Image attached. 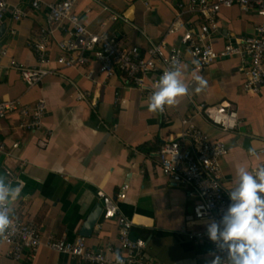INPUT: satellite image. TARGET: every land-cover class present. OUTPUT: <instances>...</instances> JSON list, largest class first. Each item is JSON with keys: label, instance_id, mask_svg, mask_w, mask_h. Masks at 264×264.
Masks as SVG:
<instances>
[{"label": "crops", "instance_id": "obj_1", "mask_svg": "<svg viewBox=\"0 0 264 264\" xmlns=\"http://www.w3.org/2000/svg\"><path fill=\"white\" fill-rule=\"evenodd\" d=\"M22 5L23 0H7ZM189 0H104L103 3L126 20L109 25L111 35L124 47L137 46L143 52L150 42L166 41L169 47L180 45V36H167L178 14V6ZM89 10V13L86 11ZM88 29L99 32L109 14L95 0H80L75 9ZM46 11L33 14L14 24L11 13L0 29V48L28 66L38 63L30 43L46 24ZM186 21L196 20L192 14ZM259 19L238 8L224 9L220 14L218 32L212 38L215 49L227 44L228 36L248 37L254 33ZM17 30L16 35L10 29ZM61 53L52 47L56 60ZM0 71V103L19 100L34 106L45 99L48 111L43 128L27 132L19 127V117L0 120V177L6 184L21 188L20 197L10 203L11 209L25 222L36 224L45 238L56 236L74 241L97 205L103 207L100 192L116 197L123 186H129L127 198L119 203L120 213L133 222L132 238L147 244L146 264H210L214 252L209 245L192 242L188 224L196 200L187 188L173 184L163 173L158 152L168 138L183 131L182 119L193 123L213 139L226 143L229 154L223 161L222 185L228 194L236 184V169L253 171L262 162L258 151L264 144V92L246 93L244 65L239 58L220 60L203 69H196L186 54L183 82L188 94L178 97L169 106L168 116L151 112L143 94L126 87L119 76L105 80L88 78L96 65L77 69L48 66L54 71L40 86L28 88L20 74L6 68ZM207 81L196 92L193 74ZM78 91L91 93L97 107L78 102ZM227 103L235 106L241 125L235 132L225 133L205 116L195 115L197 106ZM46 143L45 147L40 144ZM14 144H19L13 149ZM143 150H140L142 149ZM254 148L256 154L249 150ZM11 170L20 180L10 179ZM87 245L102 249L118 244V225L105 221L103 215ZM8 248L0 246V264H81L42 247L34 260L13 261Z\"/></svg>", "mask_w": 264, "mask_h": 264}, {"label": "built area", "instance_id": "obj_2", "mask_svg": "<svg viewBox=\"0 0 264 264\" xmlns=\"http://www.w3.org/2000/svg\"><path fill=\"white\" fill-rule=\"evenodd\" d=\"M109 14L107 22L101 25L99 32L88 29L80 15L75 11L80 0H23L22 5H11L0 0V26L11 13L12 22L17 24L33 14L46 11V24L30 43L38 63L28 66L10 56L7 48H0V71L5 68L17 71L28 88L40 86L54 71L48 66L56 63L60 68L77 69L96 65V72L90 71L88 78L95 82L96 76L109 80L119 76L126 87L139 90L145 103L149 104L155 85L166 70L178 66L183 70L186 54L192 65L203 70L220 60L239 58L244 65L246 93L264 92V0H189L178 6V14L168 30L167 36H180V45L169 47L166 41L150 42L143 52L139 47H124L110 33L109 25L126 18L113 12L104 0H95ZM238 8L244 14H254L259 19L254 33L248 37L228 36L227 44L217 50L212 44L213 36L218 32L220 14L224 9ZM90 11L87 10L86 13ZM192 14L196 20L186 21L185 15ZM17 30L10 29L11 35ZM52 47L61 55L53 60ZM78 102H90L96 108L97 102L91 93L78 91ZM169 106H165L162 116L167 117ZM48 111L45 99L36 105L24 106L19 100L0 103V120L12 115L19 117L20 129L36 132L43 128ZM195 115L205 116L211 124L225 133L235 132L241 125L235 106L227 103L219 105L202 104L196 107ZM183 131L176 138H168L158 152V160L164 175L175 185L187 188L190 196L196 200L188 224L197 227L191 231L192 242L209 245L221 259L227 252H220L207 235V225L211 221H220L232 203L222 185L223 161L229 154L222 140L213 139L198 128L192 118L181 121ZM42 147L46 143L40 144ZM19 144H14L17 149ZM6 151V146H0ZM264 165V144L258 151ZM7 176L20 182L11 170ZM129 186H123L116 197L104 192L99 193L103 201V219L114 220L118 225V244H107L102 249L87 245V240L78 237L74 241L50 236L45 238L40 228L25 222L14 213L9 205V215L14 225L6 240H0V246L8 248L7 257L13 261L34 260L42 247L63 256L78 260L81 264H116L115 254L119 253L124 264H146L147 244L142 239H133V222L120 213L119 203L127 198Z\"/></svg>", "mask_w": 264, "mask_h": 264}, {"label": "clouds", "instance_id": "obj_3", "mask_svg": "<svg viewBox=\"0 0 264 264\" xmlns=\"http://www.w3.org/2000/svg\"><path fill=\"white\" fill-rule=\"evenodd\" d=\"M169 68L160 77L149 97L148 109L151 112H163L165 106H173L177 98L188 94L189 88L183 82V70L178 66ZM197 82L196 92L201 91L207 81L193 74ZM255 155V149L249 150ZM236 186L228 192L232 202L220 221H211L207 225V235L216 244L220 252L227 257L212 253L210 264H264V165L253 171L241 166L236 169ZM21 188L6 184L0 177V240H6L13 227L9 215L10 203L20 197ZM116 264H124L119 253L115 254Z\"/></svg>", "mask_w": 264, "mask_h": 264}, {"label": "water", "instance_id": "obj_4", "mask_svg": "<svg viewBox=\"0 0 264 264\" xmlns=\"http://www.w3.org/2000/svg\"><path fill=\"white\" fill-rule=\"evenodd\" d=\"M6 31V27L3 26L0 29V36H2ZM104 208L101 207L100 205H97L94 211L90 214L86 222L84 223L82 230L80 232V236L87 239L91 238L94 234V231L96 227L99 224V221L103 215Z\"/></svg>", "mask_w": 264, "mask_h": 264}, {"label": "trees", "instance_id": "obj_5", "mask_svg": "<svg viewBox=\"0 0 264 264\" xmlns=\"http://www.w3.org/2000/svg\"><path fill=\"white\" fill-rule=\"evenodd\" d=\"M140 150H143V148H142V149H140Z\"/></svg>", "mask_w": 264, "mask_h": 264}]
</instances>
